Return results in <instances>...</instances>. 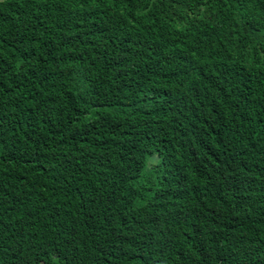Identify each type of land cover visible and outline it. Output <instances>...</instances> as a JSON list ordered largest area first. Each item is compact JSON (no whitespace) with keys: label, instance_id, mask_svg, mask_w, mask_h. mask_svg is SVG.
Returning <instances> with one entry per match:
<instances>
[{"label":"trees","instance_id":"obj_1","mask_svg":"<svg viewBox=\"0 0 264 264\" xmlns=\"http://www.w3.org/2000/svg\"><path fill=\"white\" fill-rule=\"evenodd\" d=\"M0 264H264V0H0Z\"/></svg>","mask_w":264,"mask_h":264}]
</instances>
